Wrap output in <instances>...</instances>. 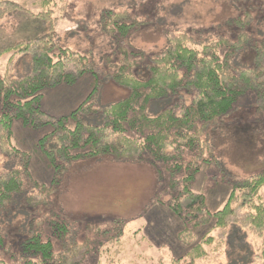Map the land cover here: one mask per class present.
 Listing matches in <instances>:
<instances>
[{
  "label": "trees",
  "instance_id": "obj_1",
  "mask_svg": "<svg viewBox=\"0 0 264 264\" xmlns=\"http://www.w3.org/2000/svg\"><path fill=\"white\" fill-rule=\"evenodd\" d=\"M0 4L21 16L18 30L12 32V36L18 34L17 38L0 46V58L12 52L10 65L19 55L31 58L30 69L22 76L0 72V153L12 161L10 169L0 168V219L19 199L33 209L50 207L73 164L111 157L118 162L153 167L158 190L145 211L164 204L185 223L179 241L190 247L186 256L155 264L218 261L231 234L243 229L264 244V171L234 181L226 206L215 213L208 209L206 195L192 190L206 164L213 163L225 171L205 137L210 128L230 114L249 91L255 92L258 109L264 113V37L254 40L245 32L253 21L251 12L228 21L240 29L236 42L225 37L197 41L190 32H169L167 47L153 57L130 43V37L144 23L128 12H105L101 28L116 46L113 54L104 56V66L100 67L89 51L63 47L56 41L58 18L53 17L52 9L34 13L25 2L2 0ZM225 47L229 50L221 57ZM249 48L255 52L254 64L235 66V56ZM144 62H148L147 80L137 76ZM86 74L94 75V90L69 116L55 117L43 109L45 90L74 86ZM102 77L128 89L130 94L100 106ZM175 96L182 99L154 115L149 113L153 102ZM18 120L33 129L52 127L38 145L53 170L51 185L33 177L32 155L14 145V123ZM53 214L57 218L56 235L63 246L60 252H56L52 241H43L35 232L24 241L22 253L7 262L1 259L5 238L0 231V264H82L102 241L117 247L107 263L116 264L126 237L125 221L114 220L109 228L88 224L86 237L80 242L79 228L61 214ZM201 228L209 229L199 238L196 232ZM260 257H264V251Z\"/></svg>",
  "mask_w": 264,
  "mask_h": 264
},
{
  "label": "rangeland",
  "instance_id": "obj_2",
  "mask_svg": "<svg viewBox=\"0 0 264 264\" xmlns=\"http://www.w3.org/2000/svg\"><path fill=\"white\" fill-rule=\"evenodd\" d=\"M2 1V0H0ZM26 3L34 13L54 11L58 18L55 39L63 47L89 51L91 59L100 67L103 58L115 52L113 39L101 28L105 12H128L132 18L144 23L130 37L131 45L153 57L168 44L167 33L190 32L197 41H210L225 37L232 42L239 38L240 29L228 21L253 15L245 29L254 40L264 37V0H12ZM21 16L0 4V46L7 40L14 42ZM229 48L221 51L223 57ZM12 52L0 58V72L12 76L26 74L31 65L29 56H18L10 65ZM255 52L249 48L236 55L237 67H251ZM144 67L137 71L141 80L149 73ZM94 75L86 74L74 86L62 85L44 91L43 109L55 117L69 116L93 92ZM99 105L105 107L126 98L130 91L111 80L101 78ZM153 102L149 113L154 115L169 104L180 101ZM3 105L0 103V114ZM74 127V124L71 125ZM52 131L51 126L33 129L18 120L14 123L13 143L32 155V175L42 184L51 185L53 170L49 167L39 141ZM214 147L218 161L225 171L215 164H206L192 184V190L206 195L207 207L215 213L223 209L232 192V183L264 171V113L258 109L255 92L249 91L228 115L210 128L205 135ZM12 161L0 153V168L10 169ZM166 175V183L168 182ZM146 185V189L144 186ZM157 174L146 163L118 162L111 157L80 161L73 164L60 190L52 197V205L33 209L21 199L11 212L0 219V231L5 238L1 259L10 262L23 251L24 241L35 232L43 241H52L56 252L63 249L57 238L53 213L79 228V241L86 237L88 224L108 227L114 220L126 222L124 240L116 264H155L164 259L170 262L185 257L190 247L179 241L184 221L166 205L158 204L148 211L146 207L157 194ZM264 195V189L262 190ZM169 196L166 195V199ZM54 216V217H53ZM42 221V222H41ZM209 228L196 232L199 238ZM136 232V233H135ZM129 236V237H128ZM134 238V240H132ZM101 238H98L100 240ZM262 239L249 230L231 234L224 255L218 261L210 259L199 264H264ZM82 264H107L113 259L117 247L102 241ZM258 256V257H257Z\"/></svg>",
  "mask_w": 264,
  "mask_h": 264
},
{
  "label": "crops",
  "instance_id": "obj_3",
  "mask_svg": "<svg viewBox=\"0 0 264 264\" xmlns=\"http://www.w3.org/2000/svg\"><path fill=\"white\" fill-rule=\"evenodd\" d=\"M146 185H147V184L145 183L144 189H146Z\"/></svg>",
  "mask_w": 264,
  "mask_h": 264
}]
</instances>
